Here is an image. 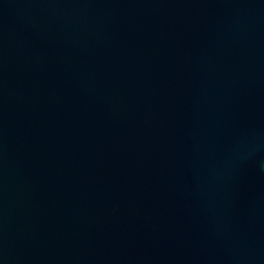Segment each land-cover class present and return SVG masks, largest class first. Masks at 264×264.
I'll list each match as a JSON object with an SVG mask.
<instances>
[{
  "label": "water",
  "instance_id": "1",
  "mask_svg": "<svg viewBox=\"0 0 264 264\" xmlns=\"http://www.w3.org/2000/svg\"><path fill=\"white\" fill-rule=\"evenodd\" d=\"M0 264H264V0H0Z\"/></svg>",
  "mask_w": 264,
  "mask_h": 264
}]
</instances>
